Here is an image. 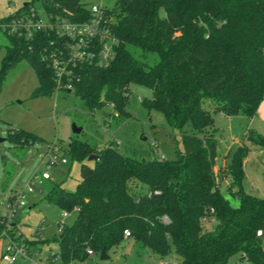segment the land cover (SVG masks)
<instances>
[{
	"label": "trees",
	"instance_id": "16d2710c",
	"mask_svg": "<svg viewBox=\"0 0 264 264\" xmlns=\"http://www.w3.org/2000/svg\"><path fill=\"white\" fill-rule=\"evenodd\" d=\"M32 2L53 17L88 19L80 0ZM30 8L25 3L0 19V28ZM106 15L117 41L112 59L107 66H81L74 94L89 112L111 105L129 119V86L149 89L151 97L142 106L157 110L181 132L182 152L171 161H144L112 145L98 149L73 139L66 153L80 164L76 188L67 192L54 184L45 200L62 211L76 209V216L53 239L58 252L50 261L58 257L70 264L103 249L108 253L126 240L127 230L161 259L173 250L178 264H230L235 256L234 264H264V239L256 235L264 233V199L242 188L247 144L264 150V135L247 129L224 168L227 193L238 202L233 206L217 181L213 119V114L252 119L264 101V0H116ZM4 34L10 45L0 63V81L25 61L38 82L32 96L52 92L53 72L42 55L62 40L47 32L30 39ZM131 48L139 51V59ZM150 56L153 62L147 64ZM188 125L192 133L183 130ZM24 134L30 133L11 130L9 137L20 144ZM91 155L97 160L87 161ZM210 223L215 224L209 228Z\"/></svg>",
	"mask_w": 264,
	"mask_h": 264
},
{
	"label": "rangeland",
	"instance_id": "374dc122",
	"mask_svg": "<svg viewBox=\"0 0 264 264\" xmlns=\"http://www.w3.org/2000/svg\"><path fill=\"white\" fill-rule=\"evenodd\" d=\"M116 0H80L87 7L101 5L107 9L114 6ZM25 3H30L45 21L44 10L39 2L31 0H0V19L22 10ZM161 17L164 11H159ZM3 30L0 28V63L9 46ZM132 54L139 59V51L131 48ZM153 56L146 60L152 64ZM38 82L32 67L25 61L18 62L0 81V222L6 214V202L9 197L25 192L19 198L24 207L16 210L14 222L18 232L28 241H34L30 258L34 264H64L58 259L48 260L50 255L58 252L52 241L58 237L60 230L57 223L70 225L75 219V212L62 219V210L45 200L46 194L54 184H60L67 192H73L80 179V164L72 161L66 153L69 143L76 139L86 142L98 149L112 145L117 151L130 158L149 161L159 159L171 161L178 152H182L180 134L177 129L170 128L163 115L157 110L148 111L142 106L145 99H150L151 91L145 87L129 86V95L125 108L130 113L129 119L120 117L111 105L99 111L89 112L81 99L74 92L53 90L44 96L33 97ZM208 102L204 105L208 108ZM214 137L217 143L215 171L219 189L231 205L237 206L236 199H230L228 179L225 180V166L220 163L226 158L229 162L235 150V140L241 139L247 129L264 135V120L257 118L251 121L245 116L227 117L213 114ZM81 128L79 134L72 132V127ZM13 130L25 132L20 136V144L9 137ZM192 133L188 125L183 129ZM51 146L58 149L66 163L58 161L49 171V179L42 178L46 172V164L50 159ZM249 152L244 159L243 190L255 197L264 199V150L253 144H247ZM29 180L34 181L33 192L26 186ZM69 212V211H68ZM215 223L207 224L209 228ZM120 246L111 249L108 259L100 260L99 254L89 256L82 262L70 264H161L176 261L173 250L164 259L151 253L131 238H125ZM48 241V242H46ZM238 256L230 260L234 264ZM12 264H28V261L15 257Z\"/></svg>",
	"mask_w": 264,
	"mask_h": 264
},
{
	"label": "built area",
	"instance_id": "2783aa9c",
	"mask_svg": "<svg viewBox=\"0 0 264 264\" xmlns=\"http://www.w3.org/2000/svg\"><path fill=\"white\" fill-rule=\"evenodd\" d=\"M88 19L84 21L72 20L70 18L53 17L44 11L45 21L41 19L40 13L35 8H30L26 14L17 15L8 24H3L1 29L7 35L23 36L27 39L41 32L53 33L62 40L58 48L42 55V60L53 72L54 90L71 93L75 91L79 80L76 71L85 64H97L98 66H107L113 56L116 39L111 36L108 28V19L105 7L101 5H91L87 7ZM51 156L46 164V172L42 173V178L49 179L48 171L58 162L65 164L66 160L58 156V149L51 146L49 150ZM160 160H164L162 156ZM34 181L29 180L26 189L33 192ZM25 196V192H20L9 197L6 202V214L1 218L0 239L4 245L0 257V264H12L15 257H21L28 261V264H34L31 257L34 255L31 251V244L21 233L14 229V214L17 209L24 207V203L19 198ZM72 212L76 213V209ZM72 212L62 211V219L68 218ZM213 222V219L203 218L202 222ZM64 227L62 222L58 223L61 231ZM124 238H130V233L125 230ZM257 237L264 239V233L257 231ZM92 255L91 251H88ZM55 255V254H54ZM54 255H50L53 257ZM58 259L54 257L53 260ZM167 264H176L168 262Z\"/></svg>",
	"mask_w": 264,
	"mask_h": 264
},
{
	"label": "crops",
	"instance_id": "0c3cea01",
	"mask_svg": "<svg viewBox=\"0 0 264 264\" xmlns=\"http://www.w3.org/2000/svg\"><path fill=\"white\" fill-rule=\"evenodd\" d=\"M219 115H221V114H219ZM221 116H224V115H221ZM239 116H240V115H237V116H227V117H239ZM241 116H243V115H241ZM224 117H225V116H224ZM257 118H260V119H263V120H264V101H262V102L259 104L256 115H255L252 119H250V120H251V121H254V120L257 119ZM241 138H242V137H241ZM240 141H241V139H239V140H238V139L235 140L236 147H237L238 145H240ZM236 147H235V148H236ZM226 158H227V157H225V159L220 163V166H225V165L228 164ZM216 160H218V157H216ZM243 169H244V163H243ZM225 180H227V179H225ZM65 219H66V218H65ZM14 225H15L16 230L18 231V229H17V223L14 222ZM57 225H58V223H57ZM52 241H53V239H52ZM31 242H32V245H34V241H31ZM31 242H30V243H31ZM46 242H48V241H46ZM3 245H4V242H3V240L0 239V257H1V254H2ZM168 262H174V263L178 264L177 261H173V260L166 261V259H164V260L162 261L161 264H167Z\"/></svg>",
	"mask_w": 264,
	"mask_h": 264
},
{
	"label": "water",
	"instance_id": "95a60500",
	"mask_svg": "<svg viewBox=\"0 0 264 264\" xmlns=\"http://www.w3.org/2000/svg\"><path fill=\"white\" fill-rule=\"evenodd\" d=\"M72 132L74 134H79L81 132V128H77V127L73 126L72 127ZM95 160H97V156H95V155H91L87 159V161H89V162H92V161H95ZM99 259L100 260L108 259L107 253H106V251L104 249L101 250V252L99 253Z\"/></svg>",
	"mask_w": 264,
	"mask_h": 264
}]
</instances>
